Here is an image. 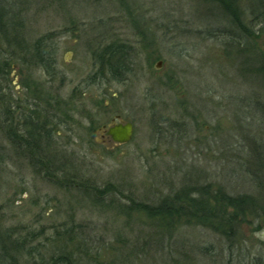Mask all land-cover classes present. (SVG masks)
<instances>
[{"label":"rangeland","instance_id":"obj_1","mask_svg":"<svg viewBox=\"0 0 264 264\" xmlns=\"http://www.w3.org/2000/svg\"><path fill=\"white\" fill-rule=\"evenodd\" d=\"M0 2L11 5L29 43L49 35L58 48L55 80L17 65L10 85H0L20 111L39 105L57 133L43 145L53 161L35 168L0 129L4 228L43 232L47 245L71 229L84 264H247L264 254V225L255 231L244 224L246 247L231 253L203 227L155 238L130 209L133 201L158 204L186 187L255 193L241 165L264 145V74L253 73L255 55L264 52V0H236L248 36L210 0ZM240 39L254 49L230 46ZM110 43L129 46L130 72L123 81L93 83V53ZM20 111L12 109L16 118ZM116 115L134 126L127 144L105 141L102 127ZM58 168L64 173L49 178Z\"/></svg>","mask_w":264,"mask_h":264},{"label":"trees","instance_id":"obj_2","mask_svg":"<svg viewBox=\"0 0 264 264\" xmlns=\"http://www.w3.org/2000/svg\"><path fill=\"white\" fill-rule=\"evenodd\" d=\"M210 1L225 11L228 23H232L240 33L248 36L252 32L251 28L242 22L236 0ZM18 18L10 4L0 2L1 87L10 85L11 71L17 65L43 70L49 79L55 80L58 71V48L53 43L52 36L45 35L29 43L27 36L18 27ZM262 23L264 22L261 19L259 24ZM230 42V46L234 48H241L242 45L251 48L246 45L248 42L244 43L241 39ZM239 51L235 52L237 56H240ZM131 52L129 46L123 43H110L97 48L93 53L97 70L89 80H93V83L98 79L123 81L124 74L130 72ZM255 56L253 73L264 74V52L261 51V54ZM261 61L262 66L259 65ZM244 65L253 67L248 62ZM38 94L36 99H40ZM11 95V92L0 88V129L5 132L12 147L29 155L35 168L36 163L43 165L47 160L52 162L50 157L43 154L45 139L54 138L57 134L55 127H52V119L48 114L47 118H44V111L39 105L32 110L20 111L18 106L15 107L18 102L14 101ZM13 108L20 111L17 118L13 115ZM249 155L241 168L248 171L255 190L253 194L234 196L223 188L213 191L211 186L186 187L171 197L162 198L158 204L133 201L130 209L144 218L155 238H166L176 234L182 227L194 226L203 227L219 236L226 242L231 253L236 249L245 248L244 224L255 225V231H259L264 225V145H256ZM6 159L7 156L0 152V165ZM64 171L65 169L58 168L56 173L47 175L52 177V180L58 179ZM107 189L97 191L102 195L107 194ZM74 234L70 229L47 245L41 242L43 232L35 233L18 227L4 228L0 224V264H84L76 252ZM36 241L37 245H33ZM257 247L261 249L260 245L255 244L253 252L256 253ZM262 247L264 249V246ZM229 264H233V261L229 260ZM247 264H264L263 252L252 257Z\"/></svg>","mask_w":264,"mask_h":264},{"label":"water","instance_id":"obj_3","mask_svg":"<svg viewBox=\"0 0 264 264\" xmlns=\"http://www.w3.org/2000/svg\"><path fill=\"white\" fill-rule=\"evenodd\" d=\"M161 66V62L157 64V68ZM108 134L112 137L113 141L119 145L129 143L134 135V126L130 122L121 121L119 124L111 126Z\"/></svg>","mask_w":264,"mask_h":264},{"label":"flooded vegetation","instance_id":"obj_4","mask_svg":"<svg viewBox=\"0 0 264 264\" xmlns=\"http://www.w3.org/2000/svg\"><path fill=\"white\" fill-rule=\"evenodd\" d=\"M120 116L116 115L112 120L111 123L107 126H103L102 127V131L104 133V137H105V141H109L111 143H114L115 145H117V143H115L112 139V137L108 134V130L111 126H114L116 124H119L121 121L119 119Z\"/></svg>","mask_w":264,"mask_h":264}]
</instances>
